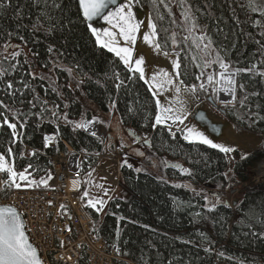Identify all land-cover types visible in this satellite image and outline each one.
<instances>
[{
	"label": "trees",
	"instance_id": "1",
	"mask_svg": "<svg viewBox=\"0 0 264 264\" xmlns=\"http://www.w3.org/2000/svg\"><path fill=\"white\" fill-rule=\"evenodd\" d=\"M185 1L216 58L229 71L246 70L234 76L235 104L223 106L226 118L235 131L264 138V0ZM0 4V112L17 125L18 134L14 137L0 116V154L17 172L27 169L28 180L19 183L42 188L51 175L49 156L55 149L45 146L43 134H55L57 150L64 149V140L73 149L96 153L101 141L75 125L91 118L104 123L110 114L114 128H122L113 147L131 141L126 127L148 136L150 144L144 157L119 165L126 192L111 198L101 215L87 207L97 235L116 242L120 256L132 264H264V179L243 187L234 206L208 204L209 196L221 201L224 190L249 183V169L264 150L257 148L244 159L233 152V167L227 170L226 153L185 140L180 132L173 135L164 126L154 128L156 105L145 82L96 43L76 0ZM134 5L148 8L160 49L179 51L182 83L197 84L185 39L172 36L179 20L167 12L168 1ZM213 69L220 70L219 63ZM25 146L31 150L27 155ZM173 159L189 171L166 164ZM94 162L88 156L85 165ZM78 264H87L84 256Z\"/></svg>",
	"mask_w": 264,
	"mask_h": 264
},
{
	"label": "snow or ice",
	"instance_id": "2",
	"mask_svg": "<svg viewBox=\"0 0 264 264\" xmlns=\"http://www.w3.org/2000/svg\"><path fill=\"white\" fill-rule=\"evenodd\" d=\"M137 2L138 0H124L123 3L117 5V0H79L83 16L87 20H93L95 17H102L109 25H111V28L103 29L102 33L89 25L92 34L96 37L97 43L107 47L109 51L114 52L125 66H127L130 70L139 73L140 80H143L146 84H149L150 91L152 92L153 97L156 98L157 106V113L153 127L155 128L157 125H167L168 121H172L174 124L177 122L179 124H183L188 113L186 109V101L180 98V94L182 92L181 86L176 84L172 74L163 68L159 69L157 72H153L152 76L148 78L145 72L146 58L143 55L139 57L133 56L132 46L135 45L137 40V32H139L141 28V23L137 21L133 11V5ZM110 5H116V7L110 8ZM3 7L4 5L0 4V8ZM147 27L151 31L145 32L143 39L158 52L161 48V45L154 39L157 36V32L155 30L156 25L151 19H149L147 21ZM193 27H195V24H193ZM113 29H115V31ZM117 36H119L124 41L122 46L117 42ZM198 39L201 43H203L206 38L201 35ZM210 45L211 40L209 39L208 43L203 44L202 50L207 51ZM197 47H200V45H197ZM14 55L16 54L14 53ZM163 55L168 56V53L165 52ZM212 63H219L222 71L218 74L219 79H216V77L213 75H208L207 81L209 83L215 82L216 84H221V82H223L226 86L220 90L230 93L233 98H235L236 81L234 76L237 75L239 71L246 70H237L234 73H229L228 65L222 59H220L219 56H217L216 61L205 62L204 67H209ZM180 66L179 60L173 61V69L176 70L177 78L179 75L178 70ZM201 75H203V73H201ZM197 79H200V77H197ZM25 87H27V85H25ZM199 87L201 89H205V85L203 83H201ZM240 87L243 88V85H240ZM8 88H12L11 82H9ZM173 89L175 92L174 104L172 101H170L167 106L162 105L159 97L163 95L164 92L172 91ZM215 90L216 89H214V91ZM183 91L187 93H195L196 86L193 85L191 88H185ZM0 106H3L2 102H0ZM53 115H55V113H53ZM0 116H3V124L7 125L13 130L12 135L14 137L17 136V125L10 122L9 118L5 116L4 113L0 112ZM91 123L92 121L78 123L75 125V127L86 129ZM169 131H171L170 125ZM183 131L186 133L184 135L185 140L198 141L200 143L209 145L212 148L219 149V151L226 154L236 151L234 147L214 143L208 138V136L194 128H185ZM130 134L135 135L134 133ZM92 135L95 136L96 133L93 132ZM52 139H54V137L46 136L45 146H47ZM144 142L148 143L147 140ZM8 152L11 154V148L8 149ZM34 154L35 153H33V155ZM244 158H246V154L242 155V159ZM173 166L180 167L179 165ZM29 167H31V165H29ZM129 167H131V165H129ZM182 171L187 173L189 170L182 169ZM0 172L7 175L8 179L3 183L7 184L9 187L20 189L22 186L30 187L32 183H34L30 181L27 185H22L21 183L17 182V177L19 178V181L28 180V175L26 174L27 169L17 173L15 171L14 164L13 166H8L6 163V157L3 154H0ZM48 179H52L50 174ZM42 183L46 184L47 182L42 181ZM98 187L100 186L98 185ZM88 196L89 193L84 191L82 198ZM49 203L51 204V201H49ZM88 204L97 211H100L103 208L105 201L101 199L94 201L93 199L89 198ZM97 205H99V207H97ZM0 264H42L37 248L30 242L29 237L26 235L25 224L21 218V213H19L16 208L8 205L0 206Z\"/></svg>",
	"mask_w": 264,
	"mask_h": 264
},
{
	"label": "built area",
	"instance_id": "3",
	"mask_svg": "<svg viewBox=\"0 0 264 264\" xmlns=\"http://www.w3.org/2000/svg\"><path fill=\"white\" fill-rule=\"evenodd\" d=\"M233 101L230 96L226 103ZM46 136L54 137L45 134L44 142ZM54 143L55 137L48 145ZM50 159L53 175L45 188L14 189L0 203L8 202L21 212L26 232L45 264H78L81 255L88 264H116L122 259L117 244L94 232L93 220L79 198L84 153L66 145ZM6 180L0 178V188Z\"/></svg>",
	"mask_w": 264,
	"mask_h": 264
},
{
	"label": "rangeland",
	"instance_id": "4",
	"mask_svg": "<svg viewBox=\"0 0 264 264\" xmlns=\"http://www.w3.org/2000/svg\"><path fill=\"white\" fill-rule=\"evenodd\" d=\"M168 1V5H166V10L169 13V15H174L172 16L173 19L176 17L179 20V27L178 26H174L173 30H172V36L173 38L176 37H183L185 39L186 42V51H185V55L188 57V59L191 61V64L194 66V69L197 70V77H200V79L197 80V84H190L188 85L187 88H191V86L195 85L196 86V91L195 94L201 97V99L205 102V104L209 107H211L212 109H214L215 111L219 112L216 108H214L213 106H211L209 104L208 101H206L205 99H207V96H210L216 103H221V104H225V97L228 94H220V84H216L215 82L209 83L207 81V77L208 75H213L214 77H216V79L218 77V71L222 70H218L217 72L213 69V65L215 63H212L211 66L209 67H204L205 62L207 61H216V54L214 52V50L211 48V46L207 49V51H203V44L208 43V41L205 39L203 41V43L200 42V40L198 39L201 35H203L202 30H199V27L195 26L193 27V19L190 17L188 8H187V3L185 0H167ZM173 9V11H171V8ZM137 9L139 10V12L144 13L146 12L148 14V18L150 19L149 16V11L148 8L147 9H143L141 7H137ZM136 16V15H135ZM136 19L138 22L141 23V28L140 31L137 32V45H133V56L134 57H139L141 55H143L146 58V67H154V71H159V69H161L162 67L168 71L165 67V59H167V57H171L174 56V60H177L178 57V50H176L174 48V50L168 52V56L163 55V53H165V51L163 50H159V56L156 54V50L153 49L148 43H146L143 39L144 36V30L142 28L143 26V22H144V18L143 17H138L136 16ZM115 31V29H113ZM143 31V32H142ZM204 36V35H203ZM106 39V38H104ZM156 41V38H154ZM117 41L118 43H120V45L122 46L124 44V41L117 36ZM175 43H173L174 45ZM102 45V44H101ZM197 45H200V47H197ZM10 53V51H9ZM167 53V52H166ZM156 54V56H155ZM163 55L162 57L160 56ZM151 56V59L148 57ZM158 56V57H157ZM173 66V65H172ZM171 66V69L173 68ZM146 70V68H145ZM52 70H49V75L51 77H53L52 75ZM176 73V70H174ZM229 71V70H228ZM170 74H174L173 72H171V70L168 71ZM34 73H39L38 70H35ZM201 73H203V75H201ZM139 74V73H138ZM235 79V77H234ZM203 83L205 85V89H201L199 87V85ZM222 85H224V83L222 82ZM185 88V87H184ZM214 89H216L214 91ZM187 95V97H190V94L185 92ZM166 97L172 99L174 97H172V93L169 91H166L165 94ZM183 97V95H182ZM223 97V98H222ZM107 120L104 123H100L98 122L99 126H101L103 128V139L106 140L107 136L110 134V136H116L119 137L118 134V129H115V119L112 120L111 122L110 119L113 118L110 116V114H107L106 116ZM93 120H97L96 118H93ZM248 133H250V135H248ZM142 137L144 138H149L148 136H144L141 133H139ZM252 134V135H251ZM237 137V138H236ZM246 137H253L255 139V145L253 146L254 149H251L250 147V142H247ZM259 137H261L260 135L254 133V132H250V131H244V132H234V136L231 140L233 147L236 149V153L239 157L242 156L243 153H247L248 151L253 152L254 150H256L257 148H260V144L259 141L260 139H258ZM114 139V137H111L108 143L107 142L104 143V151L109 152L111 150L114 151H118L119 152V159L114 163L110 162V166H107V168L103 171L101 169L102 166H104V162L107 161L108 158H101L98 163L95 166H91L89 167L85 173L87 172V177L86 180L84 182L83 188L81 189L80 195H81V199L84 202V204H86V206L91 207L88 204V200L89 198L95 200L101 199L106 202L108 201V199H111L113 197H117L120 196L122 194H124L126 192L122 182H121V177L118 176V180L119 183L117 185L114 184L113 181H115V179L112 180L113 175L110 178V175L113 173H115V168L116 165L122 164L124 162H127V160H129L128 158H132L130 159L131 162L133 161L134 156L136 157H141V156H145V151L148 150L147 146H143L141 144H136L134 145V148H137V150L135 151H129V155L130 157H128L126 155V152L128 150H130L131 148L129 147V145H127V147L123 148L120 145H116L115 147H113L111 145L112 140ZM244 140V141H243ZM130 144L132 143V141H128ZM251 149V150H249ZM138 151L141 152V154H138ZM124 152V153H123ZM234 159L235 157L233 156V153H228L227 156V170H231V168L233 167V163H234ZM6 163L8 164V166H13L7 159H6ZM185 168L182 169H187L186 165ZM261 169V171H260ZM249 183L246 182H242L241 185L236 186L233 189H229V190H224L223 191V195H222V199H226L227 201H230V204L232 203L231 200L234 199V201H238V198L241 196L240 193L242 192L243 187H245L248 184H253L259 180L264 179V157L260 158L252 167H250L249 169ZM16 171V170H15ZM17 172V171H16ZM19 173V172H17ZM91 174V175H89ZM119 174V173H118ZM115 175V174H114ZM115 178V177H114ZM19 182V178L18 181ZM98 185L100 187H98ZM84 191H87L89 193L88 197H83V193ZM107 193V194H105ZM212 196L208 197V204L209 206H213L216 203L219 202V200L211 198ZM220 199V198H219ZM103 206V208L100 211H97L95 208H93L99 215L103 214L104 210L106 209L105 205ZM97 207H99V205H97ZM223 264V263H220Z\"/></svg>",
	"mask_w": 264,
	"mask_h": 264
},
{
	"label": "crops",
	"instance_id": "5",
	"mask_svg": "<svg viewBox=\"0 0 264 264\" xmlns=\"http://www.w3.org/2000/svg\"><path fill=\"white\" fill-rule=\"evenodd\" d=\"M156 54L159 56V51H156ZM155 54V56H156ZM157 56V57H158ZM160 56L162 57L163 55L160 54ZM146 70V76L148 78H150L153 74L154 71V67H145ZM163 68V67H162ZM164 69V68H163ZM174 74H172L173 79L175 81L176 84H179L182 88V92L180 94V98L184 101H186V109H187V116L184 119V123L183 124H179L177 123H173L172 121H168L167 125H178L181 129L182 135L184 136L186 133L183 131V129L185 128H194L199 132L204 133V135L208 136L209 139H211L214 143L217 144H223L225 146H231L233 147V144L231 142L233 136H234V130L232 127H227L226 129H224L223 133L219 134L218 136L216 135L219 127L218 124L222 121V119L220 117L217 116V111H215L214 109H212L211 107L209 108V106H207L206 104H203L201 108H203L206 112L207 117L210 119V124H206L205 122H199L197 120H195L194 118H192V113L194 112L195 108L198 105V100L199 98H201L198 93L197 95L195 93H189L190 97H187L188 95L183 91V89L187 88L182 85V83L179 81V78H177V74L175 73L174 69L172 68V71ZM148 89L150 90V86L149 84H146ZM171 87V86H168ZM151 92V91H150ZM172 93V97H175V92L174 89L172 91H169ZM152 93V92H151ZM166 92L163 93V95H161L160 101L161 104L164 106H167L169 104L170 101L173 102L174 104V98L170 99L168 97L165 96ZM183 95V97H182ZM187 95V96H185ZM155 103H156V98H154ZM156 113H157V106H156ZM156 116V115H155ZM248 135H250V133H248ZM252 135V134H251ZM237 138V137H236ZM258 138V137H257ZM247 142H250V147L251 149H254L253 146L255 145V139L253 137H246ZM259 139V138H258ZM244 141V140H243ZM249 149V150H251ZM249 152V151H248ZM245 154V153H243Z\"/></svg>",
	"mask_w": 264,
	"mask_h": 264
},
{
	"label": "water",
	"instance_id": "6",
	"mask_svg": "<svg viewBox=\"0 0 264 264\" xmlns=\"http://www.w3.org/2000/svg\"><path fill=\"white\" fill-rule=\"evenodd\" d=\"M77 1V4H78V7H79V10H80V13H81V16L83 17V19L85 20L86 24H87V27L88 29L90 30V32L92 33L89 25H91L92 27L96 28L97 30H99L101 33H102V30L105 29V28H111V25H109L102 17H95L93 20H87L84 16H83V13H82V10L80 8V4H79V0H76ZM124 0H117V5L123 3ZM116 5H110V8H115ZM133 8H136L135 5H133ZM143 9H146V7H143ZM93 35V34H92ZM93 37L95 38L96 40V37L93 35ZM97 42V41H96ZM105 48V47H104ZM107 49V48H106ZM109 50V49H107ZM111 52V51H110ZM113 53V52H112ZM115 54V53H114ZM127 67V66H126ZM207 100H209L210 104L214 105L215 106V103L214 101L208 97ZM200 104H201V101H200ZM199 104V105H200ZM219 112L221 114V116H224L225 114V111L224 109L222 108H219ZM192 118H194L195 120L199 121V122H205L206 124H210V119L207 117L206 115V112L203 108L197 106L194 110V112L192 113ZM231 123L225 119V118H222V121L218 124V127H219V130L217 132V136L221 133H223L224 129H226L227 127H231ZM126 131L130 134V133H134L135 135H131L130 136L135 140V141H140L141 140V136L138 135L136 132H134L131 128H126ZM139 138V139H138ZM147 140L148 143H145L144 141ZM145 144H149V140L148 139H143L142 140ZM260 147L262 150H264V139H260ZM167 165L168 164H171V165H179L178 163L174 162V161H170V162H167L166 163ZM235 204V202H233V205ZM4 205H8V204H2L0 206H4ZM10 206V205H8ZM12 207V206H11ZM18 211V210H17ZM19 212V211H18ZM22 218V216H21ZM23 220V219H22ZM27 235V234H26ZM43 264V263H42Z\"/></svg>",
	"mask_w": 264,
	"mask_h": 264
},
{
	"label": "bare ground",
	"instance_id": "7",
	"mask_svg": "<svg viewBox=\"0 0 264 264\" xmlns=\"http://www.w3.org/2000/svg\"><path fill=\"white\" fill-rule=\"evenodd\" d=\"M133 11H134V13H135V15L136 16H138V17H143L144 18V22H143V26H142V28H143V30H144V33L145 32H150L151 30L150 29H148V27H147V21L149 20V18H148V14L146 13V12H144V13H141V12H139V10L138 9H136V8H133ZM143 32V31H142ZM118 42V41H117ZM120 44V43H119ZM150 59H151V56H148ZM173 61H174V56H171V57H167V59H165V67H166V69L169 71V70H171L172 71V69H171V66L173 65ZM173 67V66H172ZM225 85V84H224ZM226 86V85H225ZM225 86H223L222 85V82H221V84H220V88L222 89L223 87H225ZM220 94L222 95V94H230V93H228V92H224V91H222V90H220ZM223 98V97H222ZM91 124H95V126L97 127V129H98V131H100L101 132V134L103 133L102 131H103V128L101 127V126H97L96 125V123L94 122V121H92V123ZM172 127H175L174 125H172ZM125 261H128V260H126L125 259ZM129 263H131L130 261H128ZM117 263V262H116ZM88 264V263H87Z\"/></svg>",
	"mask_w": 264,
	"mask_h": 264
}]
</instances>
